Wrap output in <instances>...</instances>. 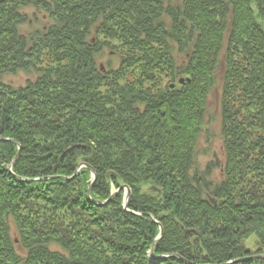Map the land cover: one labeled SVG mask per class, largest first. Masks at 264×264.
I'll return each mask as SVG.
<instances>
[{
    "label": "trees",
    "instance_id": "trees-1",
    "mask_svg": "<svg viewBox=\"0 0 264 264\" xmlns=\"http://www.w3.org/2000/svg\"><path fill=\"white\" fill-rule=\"evenodd\" d=\"M214 90L223 160L201 170ZM257 256L264 0H0V264Z\"/></svg>",
    "mask_w": 264,
    "mask_h": 264
},
{
    "label": "rangeland",
    "instance_id": "rangeland-1",
    "mask_svg": "<svg viewBox=\"0 0 264 264\" xmlns=\"http://www.w3.org/2000/svg\"><path fill=\"white\" fill-rule=\"evenodd\" d=\"M109 59H111L112 63H115V61H116L113 56H109V55L106 54L105 57L100 62H101V64H105L106 62H108ZM28 79H30L29 76H27L26 74H23V73H19L17 76L7 77L6 81H7V83H10V84H12L14 86H22V85H24L27 82ZM209 109H210V112H211V115H212L210 117V122L211 123H210V126L208 128L209 135H210V139H209L210 143H207V140L204 139L203 137L200 140L199 149L201 150V152H203L204 150H208L206 155H204V156L201 155V157H199V163H200L201 170H204L206 168V166L208 165V163H210L212 161L218 162V164H219L223 160V153H222V148H221V140L219 138V134H220V116H219V91L218 90H214L213 93H212V96L210 98ZM214 170L211 171V175H212V178H210L211 180L216 179V177L218 178L219 170H217V171H214ZM91 179H92V176H91ZM123 189L125 190L124 196H125V199H126L127 190L129 191V189L127 187H121L119 190L115 191L114 193L118 194V192L120 190H123ZM113 190H115V189H113ZM159 239L160 238H158V240ZM246 245H247L246 247L251 252H255L256 251V246H255L256 243H255V240H254L253 237H251L248 240ZM152 255L154 256V254H151V251L149 253H147V257L150 260H154ZM168 257L169 256L157 257V258H160V260H163V258H168Z\"/></svg>",
    "mask_w": 264,
    "mask_h": 264
},
{
    "label": "water",
    "instance_id": "water-1",
    "mask_svg": "<svg viewBox=\"0 0 264 264\" xmlns=\"http://www.w3.org/2000/svg\"><path fill=\"white\" fill-rule=\"evenodd\" d=\"M1 140H3V141H8V140H4V139H1ZM8 142L14 143L13 141H10V140H9ZM18 150H20L19 147H18ZM18 154H19V151H18ZM18 154H17V156L15 157L14 161L17 159ZM14 161H13V162H14ZM80 167H86V168L90 169V168L87 167L85 164L81 165ZM9 171H10V168H9ZM90 171H91L92 181L94 182V181H95V174H94V172H93L91 169H90ZM93 182H92V183H93ZM90 188H91V187H90ZM89 191H90V189H89ZM115 195H116V193L112 194V196L110 197V199H112ZM129 199H130V192L127 190V197H126L125 202H124V208H125V209H126V205H127V203L129 202ZM161 234H162V229L160 228V235H159L158 238L161 237ZM151 254H153L152 251H151ZM152 257H153L154 260H160V258L154 257L153 255H152ZM254 258H264V256H257V257H254ZM163 259H166V258H163ZM177 259H179V258H177ZM179 260L182 261L184 264H192V263L187 262L186 260H183V259H179ZM236 262H237V261H236ZM227 264H232V262H231V263H227Z\"/></svg>",
    "mask_w": 264,
    "mask_h": 264
}]
</instances>
